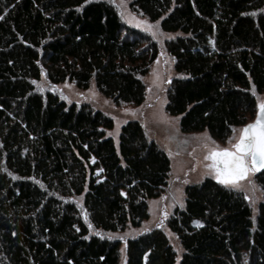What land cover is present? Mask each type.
I'll use <instances>...</instances> for the list:
<instances>
[{
	"label": "trees",
	"instance_id": "obj_1",
	"mask_svg": "<svg viewBox=\"0 0 264 264\" xmlns=\"http://www.w3.org/2000/svg\"><path fill=\"white\" fill-rule=\"evenodd\" d=\"M162 30L176 76L166 112L184 133L226 140L258 113L264 92V0H127ZM0 264H120L102 237L149 218L168 185L170 156L132 120L45 96L35 83H92L116 104L139 106L157 45L105 2L0 0ZM264 194V176L257 174ZM160 230L130 239L125 264H264V202L213 177L189 184ZM80 200V202L78 201ZM87 214V215H86ZM89 223L92 227H89ZM99 233V235H97Z\"/></svg>",
	"mask_w": 264,
	"mask_h": 264
},
{
	"label": "rangeland",
	"instance_id": "obj_2",
	"mask_svg": "<svg viewBox=\"0 0 264 264\" xmlns=\"http://www.w3.org/2000/svg\"><path fill=\"white\" fill-rule=\"evenodd\" d=\"M96 2H105L113 6V8L121 16L124 24L128 27L138 30L143 36L149 38L157 45L158 56L150 67L149 73L144 77V82L147 87V95L143 104L139 106L129 104H116L110 98L105 97L96 88L95 84L82 90L79 89L73 82H62L59 84L52 83L45 72L42 71L40 81L35 83L36 90L44 96L50 92L57 94L59 97L68 103H78L80 105H87L95 110H100L114 120V128L108 131V135L118 141L120 130L124 124L132 120L140 121L145 127L148 135L156 140L159 146L170 156L172 162V170L169 182L162 194L149 201V218L145 220L140 227H128L125 230L102 233V237L120 242V264H125L127 260V246L130 239L136 238L142 234L153 230L162 231L173 245L177 252L178 262L183 253L180 241L177 236L171 231L168 225L169 217L172 215L177 207H183L185 204L187 185L201 182L209 175H205V164L210 163L205 161L204 157L207 154L206 149L203 148L205 143L203 136L208 131L184 133L180 129V118L172 116L166 112V105L168 102V94L171 83L168 79L176 76L175 59L170 54L167 43L168 41L177 37V34L166 33L162 30L161 21H151L142 13L135 11L127 0H89ZM124 13V15H121ZM134 17L135 19H131ZM147 21L149 24H156L159 22L160 32L163 36L153 38L150 33L146 32L143 26H137V22ZM159 61V63H157ZM154 72L159 73L160 80L158 86L153 75ZM151 89V91H149ZM258 104L264 103V92L257 93L255 91ZM63 97H66L63 98ZM132 113H135L133 115ZM177 118H179L177 120ZM255 119L251 120L253 122ZM246 125L235 127L241 129ZM233 132L226 140H214L221 147H228V141L233 137ZM213 177L214 176H209ZM188 181V183H185ZM247 184V182H245ZM256 189L252 190L246 187L242 191L252 208L253 215L256 216L259 211L261 203L264 202V194L261 186L255 179ZM182 193V199H181ZM176 197L174 199L173 197ZM166 197V199H163ZM80 202V200L78 199ZM167 212V219H164V213ZM161 220L163 224L161 226ZM111 237V238H110Z\"/></svg>",
	"mask_w": 264,
	"mask_h": 264
},
{
	"label": "snow or ice",
	"instance_id": "obj_3",
	"mask_svg": "<svg viewBox=\"0 0 264 264\" xmlns=\"http://www.w3.org/2000/svg\"><path fill=\"white\" fill-rule=\"evenodd\" d=\"M141 25L153 38L163 36V33L160 32L159 22L156 24H149L147 21L137 22V26ZM153 75L154 83L158 86L160 75L157 72H154ZM33 83L36 82L33 81ZM168 83H171V79H168ZM253 95H255V89H253ZM63 98L66 99V97ZM132 114L135 115V113ZM232 132L234 135L228 141V147H221L212 140L211 136L207 133L204 134L205 143L202 146L207 152L204 160L210 162L204 166L205 175L214 176L217 183L237 192L244 191L246 187L255 190V179L259 178L257 174L264 176V103L258 104V113L253 123H249L241 129L233 128ZM173 198L176 199L175 196ZM245 198L247 199V197ZM167 215L165 211L164 219H167ZM162 224L163 220H161V226ZM89 227H92L90 223Z\"/></svg>",
	"mask_w": 264,
	"mask_h": 264
},
{
	"label": "water",
	"instance_id": "obj_4",
	"mask_svg": "<svg viewBox=\"0 0 264 264\" xmlns=\"http://www.w3.org/2000/svg\"><path fill=\"white\" fill-rule=\"evenodd\" d=\"M255 119H256V118H255ZM254 121H255V120H254ZM254 121H253V122H254ZM253 122H251V123H253Z\"/></svg>",
	"mask_w": 264,
	"mask_h": 264
}]
</instances>
